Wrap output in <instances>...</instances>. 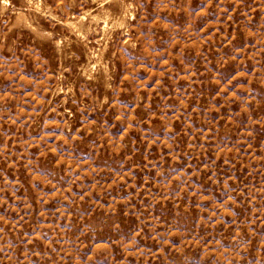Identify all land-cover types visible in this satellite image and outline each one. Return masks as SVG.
<instances>
[{"label": "rangeland", "instance_id": "rangeland-1", "mask_svg": "<svg viewBox=\"0 0 264 264\" xmlns=\"http://www.w3.org/2000/svg\"><path fill=\"white\" fill-rule=\"evenodd\" d=\"M0 264H264V0H0Z\"/></svg>", "mask_w": 264, "mask_h": 264}]
</instances>
